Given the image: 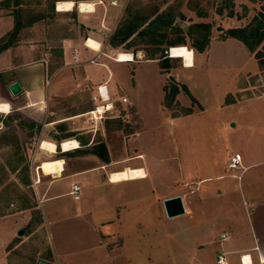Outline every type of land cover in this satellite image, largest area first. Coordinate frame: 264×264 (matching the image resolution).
I'll use <instances>...</instances> for the list:
<instances>
[{
  "label": "rangeland",
  "instance_id": "374dc122",
  "mask_svg": "<svg viewBox=\"0 0 264 264\" xmlns=\"http://www.w3.org/2000/svg\"><path fill=\"white\" fill-rule=\"evenodd\" d=\"M230 2L237 1L116 0L118 14L109 34L119 22L133 16L144 19L140 28L149 25L143 35L132 34L129 43L114 48L105 45L108 54L117 51L109 54L115 59L119 52L133 53V59L138 61L111 62L109 69L121 72L127 79L137 74L141 81L134 104L127 101L122 106L115 102L111 112L105 113L112 117L101 120L111 142L110 157L115 160L105 172L125 165L140 166L146 176L115 185L103 179L96 188L87 184L80 190V212L49 222L44 231L48 241L66 247L84 264H214L219 246L236 242L232 237L220 241L218 236L228 231L229 215L244 218L249 208L247 192L264 193V96L237 102L233 108L229 103L234 97L241 99L264 91V72L245 77L253 68V59L229 52L227 48L233 45L214 41L208 52L195 58L194 67L185 70L183 78L187 83L181 84L171 72L183 65L182 60L173 59L168 52L172 46L166 47L167 41L177 38L184 39L188 47L186 28L193 22L209 23V41L223 38L217 12L220 9L222 14L231 13ZM198 12L204 16H197ZM124 44H129L128 48H123ZM154 48L165 49L163 53L172 58L163 73L158 59L144 61ZM226 60L230 65L224 63ZM50 73L48 68L45 78L49 82ZM98 74L106 72L100 67ZM126 82L122 93L132 98ZM244 83L246 87H242ZM172 84L177 91L171 99ZM237 87L242 89L237 92ZM14 122H8L6 128L14 127ZM35 146L31 140L19 142L21 165L29 166V155ZM14 147L0 145V165H13ZM233 152L243 156L241 165L250 164L241 173L225 167ZM15 174L18 173L7 169L5 174L0 172V215L21 209V202L29 200L33 206L22 209L30 210L29 224H33L39 216L38 203L28 185H16ZM237 174L238 179L232 176ZM173 195H179L182 202L185 198L189 215L165 216L161 201ZM106 231L112 234V240L102 242L108 243V249L118 243L116 235H123L124 243L99 261V236Z\"/></svg>",
  "mask_w": 264,
  "mask_h": 264
},
{
  "label": "crops",
  "instance_id": "0c3cea01",
  "mask_svg": "<svg viewBox=\"0 0 264 264\" xmlns=\"http://www.w3.org/2000/svg\"><path fill=\"white\" fill-rule=\"evenodd\" d=\"M57 1L61 0H21L17 5L10 2L8 6H0V38L13 27V9L20 8L19 19L22 23L10 45L0 51V104L6 105L5 111L0 112V117L16 116L25 124L32 123L38 126L37 131L33 129L32 135L27 137L22 129L14 125L19 142L23 139L31 140V143L36 142L29 155L28 186L38 203L36 209L39 210L37 221L33 224H29L32 214L28 209H17L0 215V264H36L39 259L49 264H84L82 260L75 259L66 247L60 248L56 241H48L46 232L44 235L49 222L80 212L82 207L79 200L82 192L79 191V199L73 201L68 193L70 185L77 183L80 190H83L87 184L98 187L103 179L109 185H115L144 179L146 176L143 170L144 177L112 181L110 175L114 172L142 167L125 165L121 168H109L105 172L107 167L115 163L109 153L111 142L105 136L101 123L102 119L112 117L105 115L111 110L106 111L100 118L89 119L88 111L92 110L95 104L106 103L112 108L115 102L122 106L127 101L129 105L134 104V97L139 94L141 86L137 74L128 76L127 79L121 72L114 73L109 69L111 62L122 64L138 61L133 59V53L130 52L131 60L118 61L114 55H109L117 51L109 54L104 51L108 32L111 31L118 14L117 4H111L110 0H97L93 2L92 10L87 12L78 10V4L89 0H65L72 2V6L68 10L58 11ZM236 1L231 13L217 12L223 30L244 26L262 6V0ZM221 16L222 18H219ZM89 38L97 44V48L86 45ZM214 41L233 45L227 48L229 52L253 59V68L245 73V77L264 72L245 46L231 37L210 40L203 52L191 53L192 63L199 54L208 52ZM98 49L101 54L95 59L96 62H88L96 55ZM74 57L78 62H73ZM224 63L230 65V61L227 60ZM97 67L103 68L106 74H98ZM193 67L194 64L189 67L181 64L171 73L181 84L187 83L183 74L185 75V70ZM48 68H51L52 81L45 83ZM159 70L162 72L160 68ZM13 80L18 81L22 88L16 96H11L6 88ZM126 81L131 87L133 99L122 93ZM245 84L242 87H246ZM97 86H101L102 93L105 89L107 101L92 99V96L97 94ZM163 86L164 83L161 87ZM242 87H237L236 91H240ZM261 96H264V91L241 99L234 97L229 106L233 108L237 102H247ZM121 97H125L126 101L121 102ZM96 101L99 103H95ZM237 108L242 109L243 106ZM5 129L6 126L0 122V131ZM42 140L51 141L54 144L53 150L41 149L39 145ZM67 140H74L77 146L62 150L60 143ZM97 142L104 144L107 162L101 161L92 153V146ZM240 157L242 163L243 156L240 154ZM45 164H49V167L45 168ZM249 165L248 163L242 165L243 170ZM34 166H37L36 170ZM35 175L38 176V182L32 184L31 179ZM17 185L19 187L21 184ZM246 199V206L249 208L245 210L244 218L229 215L231 218L227 220L228 231H221L226 233L225 239L232 237L236 242L224 247L219 246L215 251V253L224 251L228 264H238V257L243 253L249 254L251 264H264V193L247 192ZM46 203L48 205L44 208ZM183 206V215H189L190 209L185 198ZM106 232L99 236L100 250L97 251L99 261L102 259L101 256L108 255L124 243V236L116 235L118 243L111 246L112 249H108V243L102 242L110 241L112 234Z\"/></svg>",
  "mask_w": 264,
  "mask_h": 264
},
{
  "label": "trees",
  "instance_id": "16d2710c",
  "mask_svg": "<svg viewBox=\"0 0 264 264\" xmlns=\"http://www.w3.org/2000/svg\"><path fill=\"white\" fill-rule=\"evenodd\" d=\"M21 0H1L0 6L5 7L8 6L11 2L13 5H17ZM233 4L230 2L229 6ZM220 11V9L218 10ZM13 27L12 29L3 35L0 38V51L5 49L10 43L13 41L18 29L21 27L22 23L20 22V8L13 9ZM197 16H204L203 13H197ZM144 23L143 18H138L136 16L131 17L130 19L119 22L116 27H114L113 31L107 36L106 43L111 47H117L118 45L128 42V39L132 34L136 33L137 35H143L146 31V27L149 25L146 24L145 27H141ZM209 28L210 25L208 22H193L186 28V34L189 39L188 47L192 50V53H201L203 52L209 43ZM224 37H231L238 41H240L245 48L252 54L254 59L256 60L260 69H264V0H262V6L260 10L249 20L247 24L242 27L236 28H227L223 31L222 34ZM166 47L176 46V45H185L184 39L177 38L175 40H170L166 42ZM129 44H124L123 48H128ZM155 49V48H154ZM165 49H155L151 51L147 57V59H158V65L161 70H166L169 68L168 60L171 58L166 56V53H163ZM125 52V51H124ZM157 54L156 57H153ZM172 59V58H171ZM176 59V58H173ZM171 99L177 91V87L175 85H171ZM185 93L194 100V98L190 95L189 91L184 88ZM166 98V95H165ZM15 121V126L22 129L27 137L32 135L33 129L37 131L38 126L32 123L25 124L22 121L18 120L16 116H4L0 117V122L3 126H6L8 122ZM15 126L12 128H6L5 130L0 131V145L4 146H16L14 147V151L12 156L14 157L13 165H0V172L5 174L6 169L10 172L16 171L15 178L17 179V183L21 185H29V174H28V165L22 164V157L19 154L17 146L19 145V140L15 133ZM9 129V130H7ZM92 153L95 154L101 161L107 162V151L102 142H97L92 146ZM6 167V168H5ZM2 179L0 176V184L2 183ZM16 183V185H17ZM13 184V183H12ZM15 185V183L13 184ZM33 205L29 203V200H25L21 202L22 208H30Z\"/></svg>",
  "mask_w": 264,
  "mask_h": 264
},
{
  "label": "bare ground",
  "instance_id": "6f19581e",
  "mask_svg": "<svg viewBox=\"0 0 264 264\" xmlns=\"http://www.w3.org/2000/svg\"><path fill=\"white\" fill-rule=\"evenodd\" d=\"M71 6H72V2L70 1L61 0V1L56 2V10L58 11L68 10ZM92 7H93V3L89 1H82V2H79L78 4V9L80 11L86 10L88 12L92 10ZM86 45L91 48H97V44L90 38L86 40ZM168 52L171 57L181 58L182 63L185 67H189L193 64L192 63L193 59L191 57L192 50L185 45L172 46L170 47ZM130 57H131L130 53L119 52L117 54L116 60L127 61V60H131ZM109 108H110V105H107V109ZM5 109H6V105L0 104V112L5 111ZM97 109L99 112L101 111V108L99 106ZM39 146L41 149H44L47 151H52L54 148V144L49 140H42ZM76 146H77V143L74 140H67L60 144V148L62 150H68L70 148H75ZM129 177L131 178L144 177L143 169L136 168V169L125 170L121 172H114L110 175V178L112 181H117V180H121L124 178H129ZM245 264H248V263L246 262Z\"/></svg>",
  "mask_w": 264,
  "mask_h": 264
},
{
  "label": "built area",
  "instance_id": "2783aa9c",
  "mask_svg": "<svg viewBox=\"0 0 264 264\" xmlns=\"http://www.w3.org/2000/svg\"><path fill=\"white\" fill-rule=\"evenodd\" d=\"M110 3L111 4H115L116 1L115 0H110ZM96 52H97L96 55L93 58H90L88 60V62H90V63L96 62L95 59L98 57L99 54H101V51L98 49V50H96ZM73 62L74 63L78 62L77 58L74 57L73 58ZM45 83H47L46 78H45ZM96 92H97V94L95 96H92L93 100L98 99L100 101H107V96H106V93H105V89H104V93H102L101 86H97L96 87ZM120 101L121 102H125L126 98L125 97H121ZM107 105L108 104H106V103L105 104H95L93 106L92 110L88 111L89 119L90 120H94L97 117H99V118L102 117L103 114L106 111H109L112 108L111 105H110V108L107 109ZM98 106L101 108L100 112L97 109ZM225 167L230 172H233L235 170H239V173H241V171L243 170V166L241 165L240 154L237 153V152L230 153L228 155L227 159H226ZM34 169L36 170L37 166H34ZM239 175L240 174L232 175V176H235L238 179ZM37 182H38V176L35 175V177L31 179V183L35 184ZM79 191H80V186L77 183H72L70 185V190H69L68 193L71 196V199L73 201H77L79 199ZM38 201L40 202V200H38ZM226 237H227V235H226L225 232H221L219 234V239L220 240H224ZM246 262L248 264H251L249 254L248 253L240 254L239 257H238V264H245ZM214 264H228V262L226 260V253L224 251H218V252L215 253V255H214Z\"/></svg>",
  "mask_w": 264,
  "mask_h": 264
},
{
  "label": "water",
  "instance_id": "95a60500",
  "mask_svg": "<svg viewBox=\"0 0 264 264\" xmlns=\"http://www.w3.org/2000/svg\"><path fill=\"white\" fill-rule=\"evenodd\" d=\"M168 77L173 83L175 82V80L173 79L171 75H169ZM6 88L11 96H16L22 91V88L19 82L16 80H13L10 83H8ZM161 205H162L163 212L167 218L179 216L184 213L183 202L179 195H173V196L162 199ZM36 264H49V263L44 260L39 259L36 261Z\"/></svg>",
  "mask_w": 264,
  "mask_h": 264
}]
</instances>
